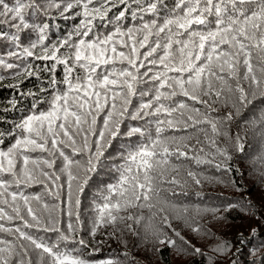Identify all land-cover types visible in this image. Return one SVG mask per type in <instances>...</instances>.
Instances as JSON below:
<instances>
[{
    "label": "snow or ice",
    "instance_id": "snow-or-ice-1",
    "mask_svg": "<svg viewBox=\"0 0 264 264\" xmlns=\"http://www.w3.org/2000/svg\"><path fill=\"white\" fill-rule=\"evenodd\" d=\"M9 78L0 264H141L140 245L237 264L213 224L259 220L256 205L178 198L242 191L249 145L264 184V0H0ZM109 241L119 251L101 257Z\"/></svg>",
    "mask_w": 264,
    "mask_h": 264
},
{
    "label": "trees",
    "instance_id": "trees-1",
    "mask_svg": "<svg viewBox=\"0 0 264 264\" xmlns=\"http://www.w3.org/2000/svg\"><path fill=\"white\" fill-rule=\"evenodd\" d=\"M62 27H66V25L62 23ZM10 82L14 83L15 81L9 78L0 82V105H6L7 101L15 95V90L7 87ZM34 83V81L26 82L24 85L25 89L32 87ZM248 150L250 158L245 162L247 175L243 181H240L243 185L242 191H236L232 187H225L223 184H206L202 190V195L206 199L198 200L192 193L188 197L181 196L178 199L190 204L200 202L209 206L220 205L229 200H251L256 205V211L261 216V219H252L239 209H233L225 214L227 219L214 223L212 230L216 237L232 241L233 252H236L237 247L240 248V252L232 257V259L237 261V264H253V262L260 264L261 259L264 258V184L260 182L258 174L251 167V156L255 155L256 146L249 145ZM237 179L239 180V177ZM252 227L259 228V233L255 236L249 231ZM241 232L244 233L247 241L242 245L237 244ZM184 234L205 251L214 243L211 239L198 237L189 231H185ZM102 248L103 250L99 254L101 257H106L119 251V245L115 241H109ZM133 255L141 264H182V261L178 260L172 250L168 248L154 255L151 251H146L143 245H140L134 249ZM183 264H206V260L204 257H185Z\"/></svg>",
    "mask_w": 264,
    "mask_h": 264
}]
</instances>
